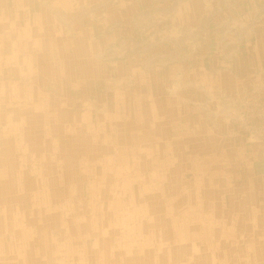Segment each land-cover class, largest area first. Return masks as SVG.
I'll use <instances>...</instances> for the list:
<instances>
[{
	"label": "rangeland",
	"instance_id": "374dc122",
	"mask_svg": "<svg viewBox=\"0 0 264 264\" xmlns=\"http://www.w3.org/2000/svg\"><path fill=\"white\" fill-rule=\"evenodd\" d=\"M121 1L123 0H89V2L81 4V0H0V155L7 154V156L1 157L5 159L8 165L7 170L1 167L3 160L0 157V187L4 183L8 184L10 180L13 181L11 190H0L1 264H4L3 261H14V258L16 263L19 262L24 254L21 249L24 250L23 248H25L29 251L32 244L36 247L37 251H44L48 254L53 251L51 254L56 256V264H83L82 261H80L81 263L78 262L80 250L83 249L85 251L84 255H86L84 264L91 263L98 257V249H93L96 233L94 230L98 227L96 224L97 222H103L105 225L108 224V222L105 223V220H98V216L102 214L109 215L108 218H111V222L108 224V233L116 229L115 225L118 227L120 224H123L118 229L120 233H117L118 238L116 240L119 239L128 245L129 243L132 245L136 243L142 247L146 242V237L144 236L145 234L140 236L141 234H139L138 230L139 227L142 230L145 229L148 223L147 221H141V218L138 221L135 220L136 213H134V209L138 208L136 206H143L146 203L150 205V214L146 210L143 211L142 206H140L141 210H139V214L153 216L159 214L164 219V222H162L157 216V221L155 222L157 238L159 237V239L160 237H164L163 233L165 235L169 234V236L174 235L172 237L179 239L176 236L177 234L175 235V232L177 230L181 232V228L188 227L187 219L190 216H199L200 221L203 223L202 227L207 229L210 226L208 217H206L208 214L209 219H211L210 234L218 231L217 223L221 224L219 230L223 231L232 226V220H236L235 224L233 223L235 228L233 232L239 238L232 240L231 248L235 247L234 252L240 258L242 256L245 257V254L249 253L250 261L246 264H264L263 251L257 254L258 257H261L258 263L253 261L257 253L254 243L256 240H259V234H264V219L260 223V227L256 230L254 227L256 216L264 218V84L256 82L254 78L242 76L240 71V68L243 70L246 67L247 76L257 72L259 76L263 77L261 81L264 82V61L261 64H258L257 60L245 62L244 59L247 54H245V50L246 48L248 50V59L249 51H252L251 45L246 47L234 44L232 49L235 55L230 57V59L228 58L225 62L230 66L221 68L222 65H219L218 68L221 70L223 68L230 69L231 71L228 70L227 72L229 75H236L233 78L236 82L240 83L241 88L236 89L235 86H232L233 93L227 95L229 99L225 98L226 100L223 99L224 97L222 98V95H213L211 97V100L212 98L215 99L213 102L211 101V104H213V107H211V121L207 125L208 127H200V129L204 130L203 134L205 137L201 135L200 138L197 137L191 141H185L184 145L188 151L186 149L182 151V145L174 147V149L170 147L171 149L169 150L160 147V152L164 153V155L171 151L173 156L179 158L180 156L177 154L182 153L183 157H180L182 158L181 160L173 156L162 157L158 151L150 157L145 156L143 144L137 142H142V140H134L133 138H148L150 137V132L155 130L156 127H146L148 126L147 118H145L146 126L144 130L148 131L143 132V135H131L134 132L132 124L129 127H125L128 130L123 134L120 129L124 130V128L122 123H120V128L117 127V134L113 137V141L109 139L105 131H102L100 125L95 124L96 115L87 119L83 118L89 113L86 103L92 104L91 102L95 98L94 95H88L89 93H84L83 91L91 90L90 88L93 89L95 87L89 86L91 83L90 79L87 84H85L86 81L82 80L83 78L73 77L67 79L70 85L67 92H64L62 90L66 89V83L58 79L60 76L56 74L57 71L60 73H69L71 71L73 74H79L80 68L81 72L88 69L99 72V66L93 64L91 61H82L81 63L78 61L76 64L77 59H74V66L70 65L66 61L65 56L69 51L66 47L60 46V41H58V46L55 45L54 41L57 40L55 34L61 33L58 31L61 30L63 35L59 36V38L70 37L72 39L71 34L73 35V39L79 37L78 31H73V29L69 28L71 25L70 20L75 17L76 20H81L82 23L87 18L91 19L93 23L101 21L102 14L104 16L107 13V8L113 12L119 8L118 6ZM177 1L136 0L135 3L130 2V5H134L135 7L138 5L141 7V10L144 5H146L144 6L147 8L146 10L149 11L150 6L153 10L151 20L149 16L146 20H141L139 25L130 29L129 33L131 34L127 32L128 28L121 29V35L117 29L113 34V30L109 28L106 30L97 28L96 32L91 28L93 31V42L96 39L100 42L104 40L102 35L109 37V42L103 52L102 63L110 74V78H113L112 71L116 65L123 64L119 61L126 62L130 58H135L136 65L140 66V61H144L145 58L155 57L160 48H175L172 43L175 40L179 41V43L195 41L194 45H183L181 49L184 53H187L191 49L192 53L195 52L196 59L198 60H200L204 50L207 52V31L204 29L203 31H198L199 37L196 40H192L191 31L182 29L181 21L176 18L174 15L175 11L172 10V8L176 7ZM199 1L202 3L201 6H203L201 9L204 8L203 10H205L204 13L208 11L210 5L211 12L217 7V10H220V12L218 11L219 13L223 11L225 6L232 11L238 10V7L241 5L243 7L246 6L249 11L264 7V0H261L263 1V5L257 3L256 0ZM80 4L81 7H85L82 12L88 9L87 6L92 11L89 15H84L85 18L79 15L81 7L78 9L74 8L72 12H67L69 18L64 15L65 12L62 10L61 12L59 11L58 16H55L53 13L55 11H49V8L68 9L72 6L78 7ZM40 6L47 12L46 15H42V18L40 14L42 10L38 8ZM159 6H163L162 9L164 10L160 9ZM157 9L162 11V13H156L155 10ZM34 12L36 13L34 14ZM110 14H106L105 17H112ZM124 23L126 24L127 22L125 21ZM108 24L111 23L108 22ZM90 25L94 27V25L98 26L100 24ZM51 26H55V29L51 28ZM116 28L118 27L116 26ZM85 30L79 31V33L82 32L80 36H84L83 32ZM84 33L86 36L87 31ZM117 33L119 35L111 37L112 34L116 35ZM160 34H163L164 39L162 41L169 40L173 45L170 43L167 45L155 44L162 38ZM117 37H121V39L119 40ZM150 37L152 38L150 41L155 45H149ZM124 38H129L133 43H138L135 45V51L133 45L118 44ZM144 41H148L150 47L145 46L143 44ZM13 42L20 48L19 51H15L16 47L13 46ZM61 42L63 43V41ZM141 42L143 43L140 44ZM48 43H50V47ZM67 45H71L70 50L72 49L73 52V56L71 55V57L77 58L80 55L78 53L84 50V46L81 48L78 40L70 42ZM146 48H148L147 51L145 50ZM230 48L228 46V50ZM224 50L225 46L218 48L211 47L209 54H211V58H215L218 61L217 65L219 64V60L221 61L224 57ZM50 64L57 66L59 70L53 68L54 70L52 71ZM48 66H50V69L44 73H47L54 82L41 74V70ZM67 66L70 68H67ZM169 66V61L164 64L160 59L153 58L150 69L165 71ZM32 68H36V70ZM242 73H245V71H242ZM132 74L135 75L134 73ZM135 78L138 83L144 81L139 74ZM192 85L194 84L185 83L183 86L189 87ZM124 86L130 88L131 92L134 90L131 83H124ZM37 90L42 91L43 94H52L51 98L57 99V108L54 104H49V107L43 110L41 105L44 103L43 101L39 105L37 102L31 101V99L38 100L35 96ZM45 94L43 95L44 98L47 96ZM107 95L109 96V94ZM202 95L204 97L200 99V105L203 101V105L210 102V98L206 94L201 93ZM129 96L132 97L133 95ZM39 97L41 96L39 95ZM163 99L165 98L163 97ZM135 101L138 106L137 109L144 108L143 104H147L145 96L136 98ZM118 103L122 104L119 101ZM219 103L221 108L218 109L217 107L218 110L216 111L215 106L219 105ZM123 105L126 109H129L127 102H124ZM144 112L146 113V111ZM206 112L208 111L205 109L199 111V114L204 113L206 115ZM130 113H133V110ZM148 114L151 113L148 112ZM152 114L154 115L155 112L153 111ZM170 119L168 115L164 122L168 123ZM142 123L144 124V119ZM208 132L210 136L214 137L211 139L212 146L208 150V153H214L213 155L217 156H211V160L203 161L194 156L198 155V153H192V151L204 149V145L207 143L206 133ZM162 133L165 134L164 132ZM103 139L108 140L106 143L108 146L103 144ZM151 140L155 141L154 136L151 137ZM148 142L151 144L150 140ZM117 145H123V148H126L122 151V148H117ZM174 145L171 144L170 146ZM103 146L105 148H102ZM134 147L135 151L133 150ZM128 152L131 154L135 153L133 157L140 156L137 162L135 158L130 157L131 155L126 154ZM202 153L208 154L205 151H202ZM127 162L132 164V166L130 165L132 168L138 163L139 170L145 171V175L147 176L145 177L141 172L126 173L127 170H124V168L128 167ZM120 164H124L122 168L123 173H126L124 177H130L141 185H144V182L149 180L152 184L151 188L157 189V192L146 191L148 193L138 194L136 201L133 203L138 204L132 206L129 203L130 194L124 193L123 189H119L114 185L120 179H125L124 177L119 178L117 170H115L121 167ZM203 164L205 167L201 166ZM182 165L186 166V168H182ZM196 166L203 167V172H206L204 174L205 178L208 175L207 172L211 173L214 171L211 176H207V178L210 176L216 181V184H214L211 179V195L207 192L198 191V186L203 182V178L200 177L198 180H194V174L191 172L198 169ZM175 181L178 183L176 184ZM218 182H223L225 185L233 188L228 191L230 195V201L228 202L230 205L228 207H226L225 195L222 196L221 204H217V189L224 188L220 184H217ZM83 183H88V185H85V192L80 187ZM182 183H187L188 185H183ZM161 186L162 188H160ZM177 186L181 188L176 190ZM258 186V189H261L258 195L248 192L250 190H257ZM246 192L252 195L247 197L248 193L247 195L241 194ZM90 196L92 198L96 197L98 200H91ZM238 197H241L242 200H236ZM158 198L163 202L165 211L167 209L169 211L172 210L173 214H171V217L167 213H165L166 216L160 214L161 212L163 213V207L156 204ZM256 199H258L257 204L254 202ZM179 200L181 203L179 206H176L175 204ZM203 200L208 201V203H204ZM159 211L161 212L159 213ZM182 211L187 212L188 216L184 215ZM156 212L158 213L156 214ZM97 213L99 215H96ZM40 215L42 216L41 218H39ZM43 215L47 219L63 220V222L71 223L76 230H79V232L83 230L84 232L81 237L80 234L72 238L63 237L57 231L53 232L52 226L48 227L51 220H46ZM4 216L6 218H3ZM9 219H11L10 222H8ZM241 219L246 221V230L239 228L238 222ZM130 220L131 222L127 223ZM22 222L29 227L26 237H21L19 233ZM248 223L250 224V229ZM41 227L46 229V233L42 232L41 234H37L36 237H30L31 233H36V230L39 232ZM124 229H126L125 236L122 234ZM127 229L131 232L130 236H128ZM10 230L13 231V234L7 232ZM183 232L187 234L186 231ZM107 236H110V234H107ZM31 238H33V241ZM213 238L214 236L211 235V241ZM41 239L43 240L40 241ZM75 239L83 240L88 244L83 246L81 244L75 245ZM205 239L207 240L206 237ZM55 242L56 244H54ZM61 242L66 244V250H64L63 254L57 251L55 247L53 248L54 245H58L57 248L59 249V243ZM229 242H227L228 247L230 246ZM174 244L175 242L171 244V250H167L170 252H165L163 264H189L195 261V258H191V256H186L185 259H183L184 257H179V254L175 252L176 246ZM68 246L69 248H73L72 251L75 253L68 252ZM200 246L203 248L205 245L201 244ZM244 246H247L246 251ZM14 248L16 249L12 252ZM212 248L213 246H211V250H213ZM8 251L10 252V256L7 254ZM123 253L127 257H129V253L136 254L128 250ZM70 254H75L77 257L72 258L67 256ZM140 254L142 255V253ZM122 256L121 254L120 257ZM216 256L219 259L217 264H241L240 259H235L228 253L217 254ZM41 258L42 256L39 253V260ZM196 262L198 264H215L212 259L210 261L207 257H202L200 260L196 258Z\"/></svg>",
	"mask_w": 264,
	"mask_h": 264
},
{
	"label": "crops",
	"instance_id": "0c3cea01",
	"mask_svg": "<svg viewBox=\"0 0 264 264\" xmlns=\"http://www.w3.org/2000/svg\"><path fill=\"white\" fill-rule=\"evenodd\" d=\"M84 2L85 3L89 2V0H81V4ZM130 2L135 3L136 0L121 1V3L118 6L119 8L115 9V11L113 12L109 8H107L106 10L107 13L106 12L105 13L109 15L112 12L110 14L112 15V17L106 18L105 17L106 14L104 13L105 15L103 16L102 14L101 21L99 20L100 23L99 21H95L96 23L95 22L93 23V21L88 18L84 19L82 23L81 20H76L74 17L72 20L69 21L71 24L69 28L73 29V31H78L79 37H76L73 39V35L71 34L73 40L70 39V37L59 38V36L63 35V32L61 30H58L61 33L55 34V36H57V40L54 41V43L55 45L58 46V41H60L61 43L60 46H64V48L66 47V49L69 51V53L66 54L65 56H66V61H68L70 65L75 64L73 63L74 59H77L76 64L78 63V61L79 63H81L82 61H87V62L91 61L93 64H97L100 68L99 72L96 70H91V69L81 72V68H80L79 74L78 73L73 74L71 73V71H69V73L67 72L60 73L57 71L56 74L60 76L58 77V79H61L63 83H66V86H65L66 89L62 88L63 89L62 91L67 92L68 90V87L70 84H68L67 79H71L73 77L79 78V79L83 78L82 80L86 81L85 84H87V82H89V79H90L91 83L89 84V86H95V87H93V89L90 88L91 90H83V91L84 93H89L88 95L90 94L94 95L95 98L92 100L91 102L92 104H89V102L86 103L87 108H89V111H88L89 113H87L86 116L83 118L87 119L89 117L91 118L92 116L96 115L95 124L101 126L102 131H105V134L108 135L109 139L113 140V137H115V135L117 134V131H116L117 127L120 128L119 126L120 123H122V126L124 128V130L120 129V131L123 134L126 130H128V129H125V127H129L132 124V128L134 132L131 135L133 134H137L139 136L143 135L144 134L143 132L148 131L146 129L144 130L146 126L145 118H147L148 126L146 127H151V128L156 127L155 130L153 131L149 130L151 132H150V137L148 138L146 137H144L143 139L133 138L134 140H142L143 143L140 141H137V142H139L140 144H143V148H144L143 151L145 152L144 153L145 156L150 157L151 155L156 154L155 153L156 151L160 152V147H162L165 150H169L171 149L170 147H173L174 149V147H179V145H182L183 146L182 151H184L186 149L184 145L185 141L187 140L191 141L193 140V138L196 139L197 137L200 138L201 135L205 137V135L203 134L204 130L202 128L208 127L207 125L211 121V107H213L212 106L213 104H211V101L213 102L215 100L214 98H212L211 100V97L213 95H222V98L224 97L223 99L225 98L229 99L227 98L228 97L227 95H230L233 93L232 86H235L236 89L241 88L240 83L236 82L235 79L233 78V77H236V75H233V74L229 75L227 71L230 69H224L230 66L229 64L225 63L227 59L228 58L230 59V57H233V55H235V53H233L234 50L232 49L234 44L246 46V47L248 45H251L252 51H249L248 59H247L248 50L247 48L245 50V54L247 53L245 56V59L243 58L245 62L246 61L252 62L254 60H257L258 64L263 63L264 61V7L257 8L253 11H249L246 6L243 7L241 5L238 7V10L232 11L230 9H227L228 7L224 5L225 7L223 11L219 13L220 10H217L218 9L217 7L213 9L214 11L211 12V5H210L208 11L204 13L205 10H203L204 8L201 9V7L203 6H201L202 3H200L199 0H191V1L178 0L176 7L172 8V10L175 11L174 15L176 16L178 20L181 21L182 29H187L191 31L192 40H196L199 37L198 31L200 30L203 31V29L207 31V40H208L206 42L208 45L207 52L206 50H204L201 55L200 60H198L196 59L197 57L195 56V52L192 53L191 49H189L187 53H184V51L181 49L183 45H188V44L194 45L195 41L179 43V41L175 40V41H172L175 48H172V49L160 48L158 50V54L155 57L145 58L144 61H140V64H141L140 66L136 65L135 58H130L126 62L119 61L120 63H123V64L116 65L115 69L112 71L113 78H110L111 77L110 74L108 73L106 67L102 63L103 57H104L103 52L109 42L108 41L109 37L108 36L105 37L104 35H102V37L104 38V40L101 41L102 43L96 38H95L96 39L95 42H93L92 29L94 30V32H96L97 28H102L103 30H106L107 28H109L110 30H113V34L116 32L115 30L117 29L119 30L120 35H121L122 34L121 29L128 28L127 32L129 33L130 29H132L136 25H139V22L141 20L143 19L146 20L148 16L151 20V17H152L151 14L153 12L151 6L149 8V11L146 10L147 8L144 7L146 5H144L143 9L141 10V7H139L138 5L136 7L134 5L132 6L130 5ZM256 2L263 5V1L261 0H256ZM81 4L78 7L72 6V7H69L68 9L49 8V11H52V12L55 11L53 13L55 14V16L56 15L58 16L59 11L61 12L62 10L65 12L64 15H66L69 18V14L67 12L69 11L72 12L74 8L78 9L79 7H81ZM162 7L163 6H159L160 9H162ZM38 8L42 10V13H40L41 18H42L43 17L42 15L43 14L46 15L47 12L43 10L41 6ZM87 8L88 9L82 12L85 9V7H81V11L79 14L81 17H84V15L85 16L89 15L92 12L89 10L88 6ZM155 12L162 13V11H160L159 9L155 10ZM35 13L36 12H34V14ZM125 21L127 22L126 24L124 23ZM108 22H110L111 24H108ZM97 23L100 25L98 26L94 25V27L90 25V24H97ZM116 26L118 28H116ZM51 28L55 29V26L54 27L51 26ZM182 29H179V30H182ZM82 30L87 31L86 36L84 33L85 31L83 32L84 36H80L82 32L79 33V31H82ZM113 34L111 37L113 36L116 37L117 35H119V33H117L116 35H113ZM160 35L162 36V38H160V41L155 44H159V45L166 44L167 45L170 43L171 45H173L169 40L162 41V39H164L163 34H160ZM117 38L119 40L121 39V37H117ZM77 40L79 41V45L81 46V48L84 46L83 47L84 50L82 52H79L78 54L80 55L77 56L76 58V57H71L73 53L72 49L70 50L71 45H67V44L70 42H76ZM150 40H152L151 37L149 38V41ZM61 41H63V43ZM91 41L95 44H93ZM142 43L143 42H141L140 44ZM118 44L119 45L126 44L129 46L133 45L134 47L133 49L135 51V47H136L135 45L138 43L136 42L133 43L132 41H130L129 38H124L122 41H119ZM143 44H145V46L147 47L149 45L150 46L155 45V44H152V41L149 42V45H148V41H144ZM13 46L16 47L15 51H19L20 48L14 42H13ZM48 46L50 47V43H48ZM224 46H225L224 57L221 59V61L219 60V64L217 65L218 61H216L215 58L214 59L211 58V54H209V52H211V47L218 48V47H224ZM228 46L231 47L230 50H228ZM60 49H63V48H60ZM145 50L147 51L148 48H146ZM127 51L130 52L129 50ZM228 52L229 54L227 55ZM153 58L158 59V60L160 59V61L163 62L164 64H166L167 61H169L170 68L168 67V69L165 71L151 70L150 66L153 61ZM243 59H240V60H243ZM219 65L220 66L222 65L221 68L222 67L224 68L222 70L219 69L218 68ZM50 66L52 67L51 68L52 71L54 70L53 68H55V70H59L58 67L55 65L52 66L50 64ZM50 66H48L45 69H42L41 74H43L46 78H50L51 80L52 78L49 77L47 73H44V72H47L48 69H50ZM67 68H70V67L67 66ZM32 69L36 70V68L35 69L32 68ZM240 71H241L242 76L246 78H254L256 82L258 83L261 82L260 84L262 83L264 84V82L261 81L263 77L259 76L257 72L252 73V75L247 76L246 67L243 70L242 68H240ZM242 71H245V73H242ZM132 73H134L135 75H133ZM138 74L140 77L143 78L144 80L143 82H139V83L137 82L135 77ZM227 78H229L230 80ZM92 79L94 80L95 83L93 82ZM124 83L125 84L131 83L134 90L131 92L130 88L124 86ZM185 83H190V84L193 83L194 85L186 87V86H183ZM58 89L60 88L58 87ZM201 93L206 94L208 98H210V102H207L205 105H203L204 103L203 101L202 104L200 105L201 103L200 99L204 97L203 95L201 96ZM44 94L42 93V91L37 90L35 92V96L37 97L38 100L36 101V100L31 99V101L37 102L38 105L40 104L41 101H43L45 103V104L44 103L41 104L43 110L46 107H49V104L50 105L54 104V106H56L57 108V99H55L54 97L51 98L52 94L50 93L45 94L47 96H45L44 98L43 96ZM107 94H109V96ZM39 95L41 97H39ZM129 95H133V96L130 97ZM142 96H145V100L147 101V104H146L147 106L143 104V106H145L144 108L137 109L138 106L135 100L136 98H139ZM163 97L166 99V101L165 99H163ZM47 101L49 102L47 103ZM118 101L121 102L122 104L118 103ZM124 102L125 103L127 102L129 109H126V107L123 105ZM217 107L218 109L221 108L220 103L219 105L215 106L216 111L218 110ZM205 109L208 111L206 112V115L204 113L199 114V111H202ZM132 110H133V113H130ZM128 111L130 112L128 113ZM144 111H146V113ZM153 111L155 112L154 115L152 114ZM148 112L151 114H148ZM168 115L171 118L170 122L165 123L164 120L166 119ZM141 118L144 119V124L142 123L143 119ZM190 126H191V129H190ZM200 127L202 128L200 129ZM162 132H164L165 134H163ZM153 136H154L155 141L151 140V137ZM206 137H207L206 138L207 145L206 144L204 145V149L192 151V153L194 152L198 153V155H194V156L198 157V159L200 160L202 159L203 161L204 160L209 161L211 160V156H217V155H213L214 153H211V154L208 153V150L212 146L211 139L214 137L212 135L210 136L209 132L206 133ZM149 140L151 141V144L148 142ZM107 141H108L107 139L105 140L103 139V144H105V146H108L106 145ZM171 144H175V145L170 146ZM105 146H103L102 148H105ZM117 148H122V151H123L124 148L126 147L123 148V145H119V146L117 145ZM133 150L135 151V147ZM186 150L188 151V149ZM202 151H205L208 154H203ZM126 154L131 155L130 157L133 158V155L135 153L131 154L128 152ZM177 155H179L180 157H183L182 153H178ZM160 156L162 157L163 156H173V154L171 153V151L168 152V154L166 155L160 152ZM136 157L138 158V156ZM180 157L179 158L175 157V158L181 160L182 158ZM204 164L201 166L205 167ZM127 165L130 166L131 164L127 162ZM182 166H183L182 168H186V166L184 165ZM201 166L199 167L196 166L198 167V169H195V171L191 173L194 174L195 181L198 180L200 177L203 178V182L198 186V191L200 192L203 191V193L207 192L211 195V179L213 183L216 184L215 179L210 177L214 173V171H212L211 173L207 172V174L210 176L207 178L208 175H206V178H205L204 174L206 172L205 173L203 172V167ZM135 172L139 173L138 171H135ZM136 184H138V182ZM182 184L188 185L187 183H182ZM217 184H220L221 186L224 187L223 189H217V193H218L217 204H221L222 196L225 195L224 199L227 204L226 207H228L230 205V203H228L230 201V195L228 191L233 188L225 185L223 182H218ZM136 186L138 187V185H135V187ZM143 186L144 188L146 187L151 188L152 184L150 182H147ZM131 187L134 188L133 186ZM160 188H162V186ZM176 188L177 190H179L181 187L177 186ZM258 188L259 186L257 187V190H253V191L250 190L248 192H252L255 195H258L259 192L261 191V189L259 190ZM237 190H240V189H237ZM248 192L241 193V194L247 195ZM251 195H252L251 193H248L247 197H250ZM236 200L241 201L242 199L241 197H238L236 198ZM257 200L258 199L254 201L256 204L258 202ZM177 203L178 201L176 202V204ZM204 203H208V201H204ZM187 220H189V218ZM208 221H211V219H209V216H208ZM232 221H236V220H232ZM218 225L220 229L221 224L217 223V226ZM256 250L257 252L261 251L258 248H256ZM245 258H246V254H245ZM260 258L261 257H258V255L256 254L255 260L257 263Z\"/></svg>",
	"mask_w": 264,
	"mask_h": 264
},
{
	"label": "bare ground",
	"instance_id": "6f19581e",
	"mask_svg": "<svg viewBox=\"0 0 264 264\" xmlns=\"http://www.w3.org/2000/svg\"><path fill=\"white\" fill-rule=\"evenodd\" d=\"M1 156H7V154L4 153V154L0 155V157ZM133 158H135V161L137 162L139 156H138V158L136 156H134ZM1 160H3V162L1 163V167L5 168L7 170L8 165L6 164L5 159L1 157ZM131 166H132V164H131ZM131 166L124 168V170H127L126 173L130 174V173H134L135 171H138L139 173L141 172L145 177L147 176V175H145L146 174L145 171L139 170L138 163H136L135 167H133V168ZM123 167H124L123 164H121V167H118L115 169V170H117L116 172L118 173L117 175L119 176V178L126 176V173H123V171H122ZM124 178L125 179H123V180L120 179L119 182L114 184V185H115V187H117L119 189H123L122 191L124 193H128V195L130 194L129 195V199H130L129 203L132 206H136L138 204V203L133 204L136 201L138 194L148 193L146 191L157 192L156 191L157 189L149 188V187L144 188L143 185L136 184L137 182L130 177H124ZM147 182H149V180L144 182V184ZM177 183L178 182H176V184ZM12 184H13V181L10 180V181H8V184L4 183L3 186L0 187V190H2V191L3 190L4 191L11 190ZM85 185H88V183L87 184H85V183L81 184L80 187L82 188V190H84ZM135 185H138V187L137 186L135 187ZM131 186H133L135 188H132ZM176 190H177V188H176ZM85 191L86 190H84L83 192H85ZM0 198H1V195H0ZM93 199L96 201L98 200L96 197H94V198L91 197V200H93ZM160 201L161 200L159 198H158V200H156V204L159 205L160 207L161 206L163 207V213L161 211H159V213L161 212L160 214H163L165 216H166L165 213H167V215L169 217H171V214H173L172 210L169 211L167 209V211H165L164 210V204H162L163 203L162 201L160 203ZM117 202H118V200H117ZM180 203H181V201L179 200L178 203L175 205L179 206ZM168 205H170V203H168ZM140 206H142V205H140ZM140 206H136L138 208L134 209V213H136L134 218L137 221H138V219L141 218L140 219L141 221L142 220L147 221V223H148L145 226V229L142 230V228L139 227V230H138L139 234H141L140 236H142V234L143 235L145 234L144 236L146 237V242L142 245V247L137 245L136 243H134V245L129 243V245H128L126 243H123V241H120L119 239L116 240L118 238L117 233H120V231L118 229H119V227H122L123 224L122 225L120 224L118 227H117V225H115L116 229H114V231H112V232L109 231V233H108L107 229L109 227L108 224L111 222V218L110 219L108 218L109 215L102 214L101 216H98V220H105V223L108 222V224L105 225L103 222H97L96 225L98 227H97V229L94 230V232H96V233H95V238L93 241V244H94L93 249H98V251H97L98 257H96L95 260L91 263L86 262L87 264H95V263L96 264H163L164 254L167 250H171L170 247H172L171 244L173 242H175V244H174L176 246L175 252L177 254H179L178 256L184 257L183 259H185L186 256L187 257L191 256V258H195V261L191 262L193 264H198V262H196V258H198L200 260V258H202V257H204V258L207 257L208 259H210V261L212 259L213 263L217 264L219 259L217 258L216 255L217 254H224V253H228L230 256H233L235 259H237V258H238V260L240 259L241 264H246L247 262L250 261L249 260L250 258L248 255L249 253L246 254V258L245 257L240 258L237 256V253L235 254V252H234L235 247L231 248L232 240H237V238H239V236L237 234H235V232H233V230L235 229L233 226V223L235 224V221H231L233 228L231 226V227H228L227 229H224L223 231H221V230H219V225H218V228H217L218 231H214V233L210 234L211 233V221H209L210 226L207 227V229H204L202 227L203 223L200 221L199 217H196V216L191 217L190 216L189 220H187L188 227L187 228H184V227L181 228L180 229L181 232H179L178 230L175 232V235L177 234L176 236L179 237V239L172 237L174 235L169 236V234L165 235L164 233H163L164 237L163 238L160 237V239H159V237L157 238L155 222L157 221V216L159 217L160 221L164 222L162 215L157 214L158 212H156V214H157L156 216L148 215V214H150V212H149L150 205L147 203H146V205L143 204L142 210L144 209L143 211L146 210L149 213L145 214V215L139 214V210H141ZM172 206H174V205H172ZM7 213H9V211H7ZM182 213H184V215L188 216L187 212L182 211ZM96 215H99V213H97ZM41 217L42 216L40 215L39 218H41ZM43 217L46 220H51V219H47L45 217V215H43ZM206 217H208V214ZM256 217L257 218H255L256 221L254 224L255 230L261 226L260 223H262V221L264 219L263 217H261V218H258L259 216H256ZM3 218H6V216H4ZM81 219H85V218H81ZM10 220L11 219H9L8 222H10ZM81 222H82V220H81ZM130 222H131V220L128 221L127 223H130ZM165 222H166V220H165ZM245 222L246 221L242 220V219H241V221L239 220V222H238V225H240L239 228H241L242 230H244V229L246 230V228H247V224ZM118 223H119V220H118ZM100 225H101V227L99 228ZM51 226H52L51 229L53 232L57 231L63 237L66 236V237L72 238L73 236H77L79 234L81 237L83 232H84L83 230H80L81 232H79V230H76L71 225V223L63 222V220L52 219L51 221H49V224H48V227H51ZM248 227L250 229V224L248 225ZM28 228H29L28 225L25 224L24 222H22L21 228H19L20 229L19 233H20L21 237L27 236L26 233L28 232V230H27ZM183 231H186L187 234H185ZM7 232L13 234V231H11V230L7 231ZM42 232L46 233V229H44L43 227H41L39 229V232L36 230V233H34V234L31 233L30 237H33V236L36 237L37 234H41ZM125 232H126V229L123 230L122 234L124 235ZM161 232H163V231H161ZM161 232H160V234H161ZM127 233L129 234L128 236H130L131 232L129 229H127ZM107 234H110V236H107ZM211 235L214 236L212 241L210 239ZM258 236H259L258 237L259 240H256L254 244H255L256 248H258L259 250L262 249L261 251H263V253H264V234H262V235L259 234ZM205 237L207 238V240L205 239ZM31 240L33 241V238H31ZM42 240L43 239H41L40 241H42ZM218 240H220V241H218ZM228 241H230L229 247L227 244ZM184 242H186V244H184ZM74 243H76L75 245L81 244L82 246L88 244L87 242H85L83 240H78V239H75ZM54 244H56V242ZM201 244H204L205 246L202 248L200 246ZM226 245H227V247H226ZM57 246L58 245H54L53 248L55 247L57 249V251H59L61 254H63L64 250H66V244H64L63 242L59 243V249L57 248ZM211 246H213V248H212L213 250H211ZM235 246H237V245H235ZM244 248L246 251L247 246H244ZM15 249L16 248H14L12 252H14ZM23 249L24 250L21 249V251L24 252L23 258L19 262L16 263L15 258H14V261H8V262L3 261V263L4 264H6V263L7 264H28V263H32V264H56L57 263V260L55 259L56 256L54 254H51L53 251L50 252V254H48L44 251H37L36 247L33 244L30 246L29 251H27V249H25V248H23ZM80 249H82V247H80ZM72 250H73V248H69V246H68L67 251L70 253H75ZM78 250H79V248H78ZM83 250H80L81 252L79 253L80 258H78V262L81 263L80 261H82V263L84 264L85 263L84 258L86 255H84L85 251H83ZM127 250L133 251L136 254H134V253L130 254L129 253V255H128L130 257L129 258L126 256L125 253H123L124 251H127ZM261 251L257 252L256 254H259ZM167 252H170V251H167ZM9 253L10 252L8 251V253H7L8 256H10ZM39 253H40V256H42V258L40 260H39ZM138 253H139V255H138ZM140 253H142V255ZM121 254L123 255L122 257H120ZM52 255H53V257H52ZM67 256H70L72 258L77 257V255H75V254H70ZM200 256H202V257H200ZM49 257L51 260L49 259ZM253 261L256 262L255 258L253 259ZM191 263H189V264H191ZM0 264H1V262H0ZM69 264H71V263H69Z\"/></svg>",
	"mask_w": 264,
	"mask_h": 264
}]
</instances>
